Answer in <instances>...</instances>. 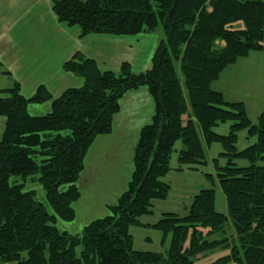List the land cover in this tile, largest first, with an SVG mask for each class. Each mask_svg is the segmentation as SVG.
<instances>
[{"label": "trees", "instance_id": "obj_1", "mask_svg": "<svg viewBox=\"0 0 264 264\" xmlns=\"http://www.w3.org/2000/svg\"><path fill=\"white\" fill-rule=\"evenodd\" d=\"M154 2L52 0L58 21L78 27L82 36H136L161 26L164 38L146 71L134 72L129 62L118 72L103 71L77 52L64 69L84 80L81 87L67 88L57 97L43 85L30 97L18 82L0 89V116L5 118L0 264H197L219 248L229 253L210 264H264V111L252 121L244 103L230 102L212 88L226 67L252 52H264V0ZM8 73L0 64V75ZM142 87L153 98L154 114L139 133L127 189L108 206L106 216L80 233L60 232L58 219L71 222L76 217L78 180L90 147L98 136L112 133L124 95ZM46 102L48 113L29 112L30 104ZM226 124L227 134L215 130ZM242 132L250 143L239 149ZM178 142L183 147L177 170L188 166L200 171L211 162L214 173L204 176L212 187L193 196L185 215L166 212L145 223L153 201L169 197L171 186L164 177L172 169ZM215 144L221 151L211 158ZM34 175L52 212L34 190L9 182L12 176ZM215 186L225 196V212L216 208ZM132 227L158 230L163 242L170 235L167 252L137 250Z\"/></svg>", "mask_w": 264, "mask_h": 264}, {"label": "crops", "instance_id": "obj_2", "mask_svg": "<svg viewBox=\"0 0 264 264\" xmlns=\"http://www.w3.org/2000/svg\"><path fill=\"white\" fill-rule=\"evenodd\" d=\"M131 40L106 34L82 36L78 27L58 21L52 0H0V64L9 72L0 75V89L18 82L22 94L30 97L43 85L57 97L67 88L84 85L81 77L64 69L77 52L94 59L103 71L118 72L123 62L133 63L119 50L123 44L131 48ZM212 88L230 102L244 103L248 116L256 121L264 111V52H252L226 67ZM30 111L46 114L50 103L30 104ZM153 114L154 101L146 87L121 99L112 133L98 136L85 158L78 180L81 197L74 204L77 225L106 216L108 206L127 189L139 133ZM70 229L64 231L72 233Z\"/></svg>", "mask_w": 264, "mask_h": 264}, {"label": "rangeland", "instance_id": "obj_3", "mask_svg": "<svg viewBox=\"0 0 264 264\" xmlns=\"http://www.w3.org/2000/svg\"><path fill=\"white\" fill-rule=\"evenodd\" d=\"M153 3L154 0H152ZM125 38L132 39V47L128 48L126 45H121L119 50L132 59V70L136 73L146 71L151 68L153 55L158 48L162 38H164L163 28L158 26L155 31L150 33H143L137 36H124ZM115 57V56H114ZM113 61L114 59L111 58ZM2 96H6L3 94ZM32 114V111H30ZM34 112V111H33ZM35 113V112H34ZM149 120L148 122H150ZM5 126V118L0 116V139L2 138L3 130ZM218 133L227 134L228 124L220 125L215 129ZM52 134H57V132H51ZM61 133L67 134L68 131H62ZM44 137V135H43ZM250 141L246 139V132L240 133V140L238 143L239 149H244L248 146ZM183 147L181 142H178L175 146L172 161H171V171L164 177V181L169 183L171 186V191L167 200H155L153 201V213L144 216L143 222L153 223L158 221L162 215L166 212H175L180 215H185L187 213L186 206H188L195 194L200 190L212 187L210 181L204 176V173H214V166L210 162L206 166H200V171H195L189 169L188 166H183L182 170H177L178 154ZM221 151V146L215 144L210 150V155L217 156V152ZM35 177V178H33ZM38 175L30 176L26 179L20 176H12L10 178V184H24V190H34L36 192V199L44 203L48 210L52 212L51 207L48 205L46 198V191L42 184L37 180ZM217 191V202L216 208L220 212L226 211V200L223 192L218 186H215ZM62 189H66V185ZM89 224V223H88ZM56 225L60 232L64 231L65 227L70 226L72 233H80L85 225H77L75 220L71 222H65L60 219L57 220ZM131 234L134 237V247L141 251H155L166 253L170 245V235L167 237L166 241L163 242V235L160 231L155 229L143 228V227H132ZM215 238V237H214ZM190 242V235L186 241V245ZM77 253H80L78 249ZM229 253V250L224 248L216 249L213 252H209L206 256L197 260V264H210L216 259L225 256ZM227 264H237V263H227Z\"/></svg>", "mask_w": 264, "mask_h": 264}]
</instances>
